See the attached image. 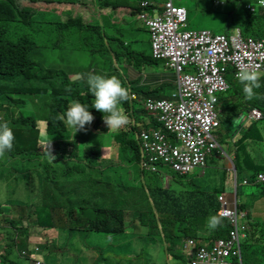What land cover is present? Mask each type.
I'll list each match as a JSON object with an SVG mask.
<instances>
[{
	"label": "trees",
	"instance_id": "trees-1",
	"mask_svg": "<svg viewBox=\"0 0 264 264\" xmlns=\"http://www.w3.org/2000/svg\"><path fill=\"white\" fill-rule=\"evenodd\" d=\"M90 1L0 0V122H9L15 137L13 149L0 157V187L4 193H7V186L11 183V192L20 182L31 179L32 193L35 198L31 203L34 207L31 211L34 215L31 222L32 231L39 236L62 231L65 233L66 240L61 247L68 246L67 242H70L74 250L72 256L67 250L56 252L57 245L53 244L51 239L43 243L32 241V235L28 233L27 227L22 225L20 219H10L9 225L4 227L6 240L3 243L0 242V264H34L31 255L36 251L39 255L49 257L46 264H108L109 257L116 260L115 264H121L118 260L121 257L126 259L125 264L137 261V257L141 259L140 264H147L148 257L139 255L140 252L126 254L111 251L108 253L104 252L106 250L101 246L88 243L91 232L98 236L124 234L126 231L124 222L127 221L128 210L131 218L137 220L140 226L149 227L157 224L155 226L158 229V235H161L167 242L164 248L168 257L178 259L177 264H187L184 256L181 257L175 251L178 244L182 245L184 238L194 237V233L202 232L206 236L202 239L210 242L216 238L226 237L228 234L230 225L226 218L220 217L221 224L215 230H210L206 226L207 218L210 215H217L218 195L221 190L174 189L169 184L161 185L156 182L158 180L156 172L159 170L150 171L140 163L142 155L139 152V139L135 136V132L139 130L138 123H141L144 128L159 125L151 117L147 125L143 123L148 115L141 105L134 106L135 100H130V95L126 101H122V104L124 111L134 116L131 128L135 132L127 136L124 133L115 135L113 138L116 145L115 153L110 152V157L104 166L107 170L113 171L112 164L115 158L127 154L126 157L135 163L133 173L139 174L141 178H144L143 174L146 173L155 175L150 184L151 187L148 186L146 189L148 196L145 197V194L139 193L143 191L141 190L143 184L138 189L136 184V186L129 187L127 182L123 185L124 190H121L115 180H113L114 183L112 180H107L104 182L105 185H101L97 191L87 193L79 192L80 184L73 180L74 175L79 173L80 169L82 171L86 165L90 166L91 163L98 162L93 159L104 160L105 158L99 154L96 147L81 148V141L77 139V135L71 137L69 134L70 129L73 128H70L65 121L58 120L57 117L67 110L71 100H77L86 106L94 117L96 128L101 124L103 113L93 108L94 96L89 91L87 83L72 80L65 71L66 69L49 66L52 63L50 53L45 54L43 50L49 46L57 50L66 47L65 56L58 54L54 62L61 63L62 61L63 63V60L67 64L75 62V65L70 67L71 72L79 77L81 74L89 73L91 71L86 69L84 64L79 63L77 57L73 59L71 54L72 52L77 53L83 41L89 45L92 42L99 43L103 39L102 22H105V29L111 28L119 34V37L112 38L104 32L109 39L108 46L104 43L99 44L106 46L105 52L109 56H114L116 62L121 53L128 54L129 59L135 62H140V66L157 61L152 58L151 54L132 51L128 47L124 49V45H129L125 43V39H122V34L128 30L125 28L114 30L110 20L111 17H117L114 14L115 9L124 4L130 8H136L131 13L132 15H138L141 10L150 11L149 5L141 7L140 3L143 0H126V2L124 0H96V5ZM37 10L56 11L58 20L56 22L38 21ZM253 12L246 18L242 15V21L239 20V15L230 21L240 28L243 35L264 37V26L261 30L259 28L263 22L259 23L255 20L260 14ZM245 19L247 22H243ZM14 22L15 24L9 26ZM257 23L259 24L256 26ZM16 24L28 28L30 35L20 36L16 41L10 39L7 32ZM54 33L56 34L55 39L52 38ZM90 36H96V39L92 41ZM62 37L65 40H62ZM119 41L121 43L116 45ZM93 50L96 49L89 51ZM89 67L95 71L93 66ZM226 79L229 87L225 92L230 93L224 98L219 97L222 106L234 110L226 120L233 122L241 113L239 108L242 106L247 109L258 108L262 112V118L249 122L248 131L251 130L252 135L259 136L264 132V127L259 131L257 126L258 123L264 122V99H245L243 85L240 81L231 74L227 75ZM260 84L261 87L254 91L258 90L259 95L264 97V74L262 73ZM131 87L134 88V86ZM161 89L162 87L153 91L142 88L135 90H138L140 97L143 98H160L163 97L159 95ZM169 96L170 94L167 95ZM231 96L242 98V100L234 104L231 102ZM20 109L29 112L27 114L17 113ZM143 115L146 117L143 118ZM220 123L222 124V121ZM239 124L241 127V123ZM226 126L227 124L224 126L219 124L216 130L220 140L222 135L219 129H225ZM238 129V127L231 128L229 138H232ZM243 142V139H236L235 145L238 143L242 146ZM127 158H125L126 162ZM233 165L236 173H239L235 159ZM254 167L253 180L257 174H264L263 164ZM97 169L98 171L103 170L100 164ZM174 174L180 178L186 176L176 172ZM134 181L137 182V180ZM100 182L97 178L94 183ZM256 184L259 186L258 195L264 196V180ZM144 199L148 200V205L143 204ZM15 202L16 200H8L0 203V213L5 210L3 204L9 205ZM34 225L37 229H34ZM108 239V243L119 242V240ZM152 239L151 246L155 245L153 253L160 247V242H157L153 236ZM244 246L247 249L246 260L264 263V223L249 225L244 238ZM137 247L141 250L143 245ZM87 248L93 250L96 256L92 255L88 258L83 253ZM18 250H23L20 251V255H16ZM182 261L183 263H180Z\"/></svg>",
	"mask_w": 264,
	"mask_h": 264
},
{
	"label": "rangeland",
	"instance_id": "rangeland-1",
	"mask_svg": "<svg viewBox=\"0 0 264 264\" xmlns=\"http://www.w3.org/2000/svg\"><path fill=\"white\" fill-rule=\"evenodd\" d=\"M90 1V0H85ZM94 5H96V0L90 1ZM156 3H164L165 0H156ZM173 3L176 5H183L187 10V28L188 29H200V28H208L213 33H219V32H225V33H233L235 31V27L233 23L230 20V18L235 17V13H233L234 10H231V7H234L233 4L226 1L224 4L222 3H216L214 0H205L204 2H201L200 0H173ZM257 6V5H256ZM255 6V8H256ZM160 10V8H159ZM129 10L125 9V12H128ZM128 18V31H125V33L122 34V39H125L130 42L129 46H123L124 49L128 47V49H134L140 52H144L145 54H151V48H150V42H149V34L147 31V27L140 23L136 18L137 14H131L129 17L127 15H124V18ZM36 18L38 21H53L56 22L58 20L56 16V11L51 10H37L36 11ZM112 21V28L115 30L116 28L123 30L125 26L119 25V22L114 21L115 19L113 17L110 18ZM99 21H101L99 19ZM261 21H259L260 23ZM257 23L256 26L259 24ZM14 23H10L9 26H11ZM142 24V26H141ZM103 26V33L106 32V34L111 35L112 38H118L119 34L115 33L111 28L105 29V22H102ZM8 33V36L13 41H16L17 38L24 35H30V31L28 28L16 24L15 27H13ZM64 35V34H63ZM95 35V34H93ZM91 37V36H90ZM40 38V37H36ZM53 39L56 38V34L54 33L52 36ZM105 40H109L104 35ZM96 39L95 37H91V40L93 41ZM49 40H52L49 38ZM62 40H65L64 37H62ZM54 41V40H52ZM121 43L120 41L116 44L118 45ZM84 45V46H82ZM108 46V45H107ZM95 48L96 50H93L92 52L89 51L90 49ZM106 46L100 45L98 42H92L91 45L86 44L84 41L81 42V46L78 48L77 53L71 54L72 58L77 57V61L84 64L86 69H89L91 73L96 74H107L108 76H116L122 84L129 89V95L130 90H132V87L129 84V80L127 79L128 74L126 72V64H132L134 65L135 61L132 59H129L128 54L121 53L119 56L120 58L117 59L114 56H109L105 52ZM98 50V51H97ZM44 53H50L51 58V65L52 67H57L59 69H66L65 71L68 72L70 78L72 80H79L81 82L86 83L85 80H82L79 78V75H76L72 73V69L70 67L75 65V62L72 64H67L59 62H54L58 56V54H62V56H65L66 47H61V49L57 50L55 47L45 48ZM92 58V59H91ZM92 61V62H91ZM89 66H93L95 68V71L92 70ZM1 83V81H0ZM169 92V91H167ZM259 95V91H255ZM230 92L227 91L225 93H219L220 96L223 98L225 95L229 94ZM168 94V93H167ZM231 102L234 104H238L242 98H238L235 96H231ZM134 106L139 107V102H134ZM120 107L122 111L128 116L129 123L120 129H111L106 126L103 119H101V124H99L98 128L94 125V120L90 125L86 124L85 129L86 130H80L77 131L75 134V129H70L69 134L71 137H74V135H77V139L81 141L80 146L81 148H86L88 146L96 147L99 150V154L103 156L104 160L99 159H93L94 161H98L97 163H91L90 166L86 165L84 169L79 173H76L74 175V181H77L80 184V187H78L79 192H87L91 193L94 191H97L101 185H105L104 182H107V180H112V183H114L113 180L116 181V183L119 184V187L121 190H124L123 185L125 183H129V187L133 185H137V188H140L143 191H139L141 195L145 194V197L148 196L146 194L147 187H151V183L153 182V179L155 175L153 173H146L143 174L144 178H141L138 176L139 174L133 173V168L135 166V163L133 160L127 158V154L117 156L115 158V162L112 164L114 166L113 171H109L106 169V166H104L107 162L106 160L108 157H110V152L113 154L116 150V145L113 142V138H115V135L119 133H124L127 135H133L135 130L131 128V125L134 123V116L129 115L128 111L125 112L123 108L122 101L120 103ZM217 107L219 109V118L222 120V124L225 125L229 123L233 128H240L243 130L245 127V123L240 127V122H242V119L244 115L247 113L248 109L241 107V113L237 115V118L231 123L226 120L228 116L232 115L234 110L231 111L230 114L223 113L222 109L226 110V106H222V104H217ZM1 111V110H0ZM29 111H23L22 109L18 110L17 113L27 114ZM30 114V113H29ZM104 115H107V113H104ZM143 118L146 116L143 115ZM231 120V119H230ZM227 121V122H226ZM138 128L140 129L143 127L141 123L137 124ZM259 131L263 129L264 122L257 124ZM131 129V130H130ZM132 131V132H131ZM138 131L135 132V136H137ZM47 137L45 136V139ZM228 139V137H226ZM51 140V138H50ZM264 132L259 135V139L256 140L257 147L260 146L262 149V159L260 164L264 165ZM223 142L218 138V144L219 147L223 150L222 154L217 153L216 151H213L212 154H209L206 159V164L203 168H195L190 173H188L186 176L178 177L174 174V171L169 169L167 166L163 165L159 167V171L156 172L157 176V183L163 185L169 184L174 189H192V188H198L201 190L206 191H215L218 189L219 186H223L226 179H229L231 181L230 186L226 187L225 193H228L229 195L233 192L236 195V201L238 202V209L242 211L247 212L246 222L250 224H261L264 223V196L261 198L254 197L255 195H258L259 192V186L256 184V182L253 180L255 174L253 175V172L255 170L254 164L255 162H258L257 160L252 159L244 160V163L248 166V168H245L243 171H239V173H236V171L230 167L229 169L226 167L225 161L226 159L229 161H233L234 159L231 158L229 154V145L228 144H222ZM228 143V142H227ZM139 145V152H141V155L143 156L141 144L138 141ZM219 154L217 158L214 154ZM113 157V156H112ZM127 158V162L126 159ZM233 163V162H232ZM101 165L102 171H98L97 167ZM127 164V165H126ZM75 167V166H74ZM240 167V166H239ZM254 169V170H253ZM203 172V173H202ZM117 173V174H115ZM234 173H235V179H234ZM241 177H244V179L247 181V183H243ZM100 179V183H94L96 179ZM134 180H137L135 182ZM29 182V183H26ZM26 182H20L19 185H16L14 190L10 192V188H12V184H8L6 192L4 193L2 188L0 187V203L6 202L8 200H16L13 204H3V210L0 213V242H4L6 240L5 234H4V227H7L9 225L10 219H20L23 226L27 227L28 233L32 235L31 240L32 241H38V242H45L46 240L51 239V242L55 245H57L56 252H62V250H67L69 254L72 256L74 255V250L72 249V245L70 242H67L68 246L61 247L62 243L65 242L66 238L64 237L65 233L60 232H50L46 234L45 236H39L38 234L34 233L31 228V222L34 219V215L31 214L32 209H34L33 203L34 201V195L32 193V180L28 178ZM135 185V186H136ZM222 188V187H221ZM223 189V188H222ZM135 191V190H134ZM226 195V194H225ZM227 196V195H226ZM22 201V202H21ZM144 205H148V200H143ZM14 206V208H12ZM126 222H124V226L126 228V231L124 234H119L115 236H98L95 233L91 232V235L89 236L88 243L90 245L95 244L98 246H101L103 248L104 252L111 253V251H117L121 253L131 254L133 252H140L139 255L148 257V263L147 264H177L178 259L173 258L170 259L167 255V252L165 250V245L167 246L166 240L161 237V235H158V229L155 225H150L149 227L140 226L138 224L137 220H134L131 218L130 211H127L126 215ZM58 219V218H57ZM57 219L55 221L57 222ZM136 226V228H135ZM34 229H37V227L34 225ZM204 232V231H203ZM152 236L155 238L157 242H160V247H158L153 253L152 250L155 245H152ZM194 237H200L205 238L204 233H194ZM111 240H119L117 243H108L109 239ZM125 238V239H122ZM143 245V248L141 250H138V247L135 246ZM179 246V244L176 246V248ZM241 249H242V255L244 262L247 263H253V264H264L257 261H248L245 259L246 254V247L244 246V240L241 242ZM20 251L18 250L16 255H20ZM178 251V250H177ZM37 252V251H36ZM33 253L31 255V259L33 260V263L38 260L40 264H46L49 261L48 256L39 255L38 253ZM88 258L94 254V251L87 248L83 252ZM14 254V251H13ZM56 256V254H54ZM109 257V256H108ZM137 261H131L130 264H140L141 259L137 257ZM118 260L121 261V264L126 263V259L124 257L118 258ZM116 260L109 257L108 264H115ZM183 262V261H182ZM188 264V261H186ZM69 264V263H66ZM144 264V263H143Z\"/></svg>",
	"mask_w": 264,
	"mask_h": 264
},
{
	"label": "built area",
	"instance_id": "built-area-1",
	"mask_svg": "<svg viewBox=\"0 0 264 264\" xmlns=\"http://www.w3.org/2000/svg\"><path fill=\"white\" fill-rule=\"evenodd\" d=\"M257 3L264 5V0ZM140 5L151 7L150 11L141 10L138 18L147 27L152 58L164 60L176 74L175 89L169 97L138 99L135 93L130 94V100L139 102L159 125L138 130L143 152L140 163L150 171L165 165L187 175L195 168H203L213 151L222 154L216 134L220 124L219 93L229 87L226 76L237 78L242 66L260 65L264 74V37L243 35L239 27L233 33L188 29L186 8L173 0H165L157 8L148 0ZM246 8L255 11L250 3ZM260 118L262 112L250 108L242 121L249 123ZM263 180L262 173L254 179L256 183ZM218 201L217 215L229 221L227 236L210 242L200 237L184 238L185 259L188 264H253L244 262L241 249L247 212L239 210L236 200H228L225 194L218 195ZM35 263L40 264L38 260Z\"/></svg>",
	"mask_w": 264,
	"mask_h": 264
},
{
	"label": "crops",
	"instance_id": "crops-1",
	"mask_svg": "<svg viewBox=\"0 0 264 264\" xmlns=\"http://www.w3.org/2000/svg\"><path fill=\"white\" fill-rule=\"evenodd\" d=\"M124 1L126 2V0H124ZM129 1H131V0H129ZM148 1H151L152 3H154L156 5V8L159 7V4H161V3H156L155 2L156 0H148ZM200 1L204 2L205 0H200ZM220 1H222V4H224L226 1L233 4L234 7H231V10L235 9V12L233 11V13H235V17L237 15H239L240 21H242V15H244L245 18H246V16H251V12L247 10L246 4L250 3L254 6L257 5L254 12L259 13L260 15L257 16L255 20L257 22H259V21L263 22V24H261L259 26L260 30L264 26V5L257 3V0H220ZM219 3H221V2H219ZM125 9H127L129 11L125 12ZM135 9L136 8H132V7L130 8V7L126 6V4H124L123 6H120L119 8H116L114 14L117 15V17L114 18L115 19L114 21L119 22V25L125 26V29L129 30L128 27L126 26L129 21H128L127 17L124 18V15H128V17H129V14L133 13L135 11ZM231 19L232 18H230V20ZM138 21L141 23L140 20H138ZM187 21H188V19H187ZM243 22H247V19H245ZM249 22L251 23L250 18H249ZM245 24L248 25V23H245ZM233 25L236 26L235 24H233ZM141 26H142V24H141ZM187 26H188V24H187ZM101 29L103 31V27H101ZM200 29H208V28H200ZM208 30H210V29H208ZM102 35H103V39L101 41H99V43H104L105 45H108L109 40H105L104 33ZM125 43L128 45L130 44V42L127 40H125ZM131 50L137 51L134 49H131ZM139 63L140 62H135L134 65H132V64H126L125 65L126 72L128 74L127 79L129 80L130 86H134V88H132V90H130V92L135 93L137 95L138 99L143 98V97H140V92H138V90L136 91L135 90L136 88L137 89L142 88L144 90L153 91L156 88L162 87V89L159 91V93H160L159 95H161L163 97H167L168 94H171V92L175 89L176 74L171 68H169L165 64L164 60H157V61L150 62V63L144 64L141 66ZM167 91H169V92H167ZM261 95H262V93H261ZM231 111L232 110L228 107H226V110L222 109V112L227 113V114H230ZM149 120H150V117L148 115L146 120L145 121L142 120V121H143V123H146ZM245 124L246 125L243 128V130L239 128L236 131V133L234 134V136H232V138H229V130L233 127L229 123H227V126L225 127V129H219V131H221V135H222L220 137L221 141H222V139H224V142L222 144H228L229 145V154H230L231 158L235 159V161L237 163L238 171H240V170L242 171L245 168L251 167L249 165L247 166L244 163L245 159L250 160V161L252 159L257 160L258 162H255L254 166L260 165L261 160H259L258 158L262 159V151H261L262 149L260 148V146L257 147V145H256V140L259 139V136L256 137V136L252 135L253 132L251 130L248 131V127L250 124L249 123H245ZM220 126H224V125H222L220 123ZM226 137H228V139H226ZM236 139H243L244 140L242 146H239L238 143H237V145H235ZM263 147H264V144H263ZM214 155L217 158H219L218 157L219 154L215 153ZM232 162L233 161H230V160L228 161L226 159V161H225L226 167L228 169L230 167H232L235 170ZM243 178L244 177H242L241 179H243ZM234 179H235V173H234ZM243 181H246V180L244 179ZM230 183H231V181L229 179H226L225 182L223 183L224 185L219 186L218 190H221L220 194H222V193L226 194L227 196L225 195V197L228 200L234 201V200H237L235 193L232 192L230 195L228 193H225V189H226V187L230 186ZM246 183H247V181H246ZM254 197L259 198L260 196L255 195ZM175 251H176V254L180 255L181 257L184 256L183 250L181 249V245H179L175 249ZM180 263H183V262H180Z\"/></svg>",
	"mask_w": 264,
	"mask_h": 264
},
{
	"label": "clouds",
	"instance_id": "clouds-1",
	"mask_svg": "<svg viewBox=\"0 0 264 264\" xmlns=\"http://www.w3.org/2000/svg\"><path fill=\"white\" fill-rule=\"evenodd\" d=\"M137 19L139 20L138 15ZM259 69L260 65H256L255 67L245 65L240 67L237 73V79L243 85V92L247 100H252L253 98L264 99V97H261L254 91V89H259L261 87V72ZM79 78L86 81L89 91L94 96L93 108L103 113L102 119L108 129H120L129 123L128 116L120 107L121 101H126L128 99L129 89L125 87L116 76L89 72L81 74ZM214 99L215 98H213V102ZM104 113H107V115H104ZM57 119L65 121L70 128H74L75 134L77 131L86 130L85 125H90L94 117L85 105L77 100H71L67 106V110L62 115H59ZM242 124H244L243 121L241 122V126ZM14 140V133L9 122H0V157L13 149ZM52 158L54 159V157ZM236 203L238 204L237 201ZM244 223L247 225L248 229L249 224L246 222V219H244ZM220 224L221 218L218 215H210L207 218L206 226L210 230H215Z\"/></svg>",
	"mask_w": 264,
	"mask_h": 264
}]
</instances>
